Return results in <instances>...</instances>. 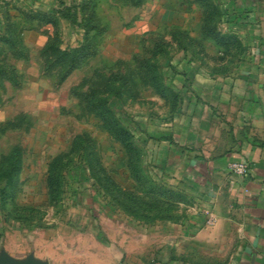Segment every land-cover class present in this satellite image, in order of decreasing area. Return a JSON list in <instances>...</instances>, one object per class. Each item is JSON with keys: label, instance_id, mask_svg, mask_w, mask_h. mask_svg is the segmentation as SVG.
<instances>
[{"label": "rangeland", "instance_id": "1", "mask_svg": "<svg viewBox=\"0 0 264 264\" xmlns=\"http://www.w3.org/2000/svg\"><path fill=\"white\" fill-rule=\"evenodd\" d=\"M257 75L264 0H0V253L106 264L120 230L148 254Z\"/></svg>", "mask_w": 264, "mask_h": 264}, {"label": "crops", "instance_id": "2", "mask_svg": "<svg viewBox=\"0 0 264 264\" xmlns=\"http://www.w3.org/2000/svg\"><path fill=\"white\" fill-rule=\"evenodd\" d=\"M35 5L43 0H32ZM264 76L236 80L222 151L198 156L187 151L190 167L185 176L195 185H182L183 194L196 201L188 217L170 219L161 232H154L153 249L144 254L143 236L129 241L120 235L100 257L116 264L124 253L128 264H264ZM231 162H244L245 175L229 169ZM188 207L184 204V211ZM207 211L215 218L206 225ZM186 215V214H185ZM183 219V221H181ZM165 230V231H164ZM124 235V234H123ZM150 244L149 240H147ZM37 240L34 258L50 264L57 243ZM38 249V250H37ZM102 251V252H103ZM15 259L27 256H16ZM142 258H146L144 261Z\"/></svg>", "mask_w": 264, "mask_h": 264}, {"label": "water", "instance_id": "3", "mask_svg": "<svg viewBox=\"0 0 264 264\" xmlns=\"http://www.w3.org/2000/svg\"><path fill=\"white\" fill-rule=\"evenodd\" d=\"M0 264H46L36 260L32 255L27 256L25 259H15L6 252L0 253Z\"/></svg>", "mask_w": 264, "mask_h": 264}, {"label": "built area", "instance_id": "4", "mask_svg": "<svg viewBox=\"0 0 264 264\" xmlns=\"http://www.w3.org/2000/svg\"><path fill=\"white\" fill-rule=\"evenodd\" d=\"M229 169L239 175H245L248 171V166L244 162H231L229 164ZM214 223V218L212 215L207 216V224L208 225H213Z\"/></svg>", "mask_w": 264, "mask_h": 264}, {"label": "trees", "instance_id": "5", "mask_svg": "<svg viewBox=\"0 0 264 264\" xmlns=\"http://www.w3.org/2000/svg\"><path fill=\"white\" fill-rule=\"evenodd\" d=\"M161 139H166V140L171 141L170 138H166V137H162ZM13 162H14L15 164L18 163V161H17L16 158H13Z\"/></svg>", "mask_w": 264, "mask_h": 264}]
</instances>
